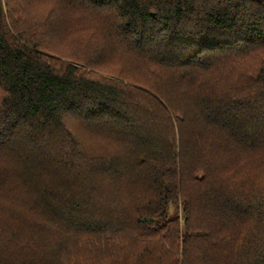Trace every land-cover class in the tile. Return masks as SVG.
Returning <instances> with one entry per match:
<instances>
[{"label":"trees","instance_id":"1","mask_svg":"<svg viewBox=\"0 0 264 264\" xmlns=\"http://www.w3.org/2000/svg\"><path fill=\"white\" fill-rule=\"evenodd\" d=\"M42 1L0 0V264H264V0Z\"/></svg>","mask_w":264,"mask_h":264},{"label":"rangeland","instance_id":"2","mask_svg":"<svg viewBox=\"0 0 264 264\" xmlns=\"http://www.w3.org/2000/svg\"><path fill=\"white\" fill-rule=\"evenodd\" d=\"M33 5L35 6V7H39V8H42V7H44V6H46L47 4H46V1H40V0H33ZM180 215H181V213H180Z\"/></svg>","mask_w":264,"mask_h":264}]
</instances>
